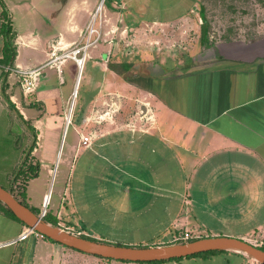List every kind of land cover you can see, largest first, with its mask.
Listing matches in <instances>:
<instances>
[{
	"label": "crops",
	"instance_id": "obj_1",
	"mask_svg": "<svg viewBox=\"0 0 264 264\" xmlns=\"http://www.w3.org/2000/svg\"><path fill=\"white\" fill-rule=\"evenodd\" d=\"M89 1L91 4L79 6L85 15L91 11L95 0ZM131 1L136 2L134 7L133 2L129 4L127 0H110L111 7H119L117 11L111 8L113 12L110 6L105 8L102 4V7L110 16L120 14L117 26L122 27V37L133 36L131 39L127 38L126 42H133V46L137 48L133 56L150 54L146 52L149 48L141 43L143 36L149 34L146 26H162V29L167 26L170 28L167 32L172 35V32L176 33L178 25H187L190 21L186 13H183L184 8H189V5L184 6L182 12L170 16L166 12L179 9L180 4L176 1L160 8L165 13L160 17L156 14L158 6H148L139 0ZM32 8L33 4H5L0 0V60L5 42L12 35L15 56L12 66L6 67H42V72L35 77L33 90L25 95L16 74L4 70L5 65L1 62L0 72H7L5 93L13 104L14 111L21 114L23 119H31L35 129L36 140L30 154L39 163V172L36 177L27 181L26 201L30 207L40 211L42 202L46 204L48 201V193L44 189L47 179L44 177L47 178L51 173V165L57 160L60 126L65 116V102L57 89L41 87L45 83L42 80L46 78L44 69H55L58 73L62 71V66L68 61L62 53H65L66 45L73 38L77 37L78 41L86 39L82 31L87 26V19L82 23H64L62 31L44 36L34 28L37 25L35 15L38 16L39 12ZM147 9L152 11L153 16L141 17L143 10ZM17 12L21 15L18 21ZM95 21L93 18V25ZM6 24L10 28L8 35ZM113 28L102 36L99 33L98 39L89 45V51H85V60H94V76H99L95 87L99 84L106 89L105 93L97 90L96 98L107 99L115 88L117 73L108 66L109 62H115L110 61L116 51V34ZM93 37L94 35L91 38ZM203 51L200 60L205 62L196 64L197 67L194 63L182 67L166 56L144 62L137 59L133 68L127 70L129 73L135 71L136 75L125 77L121 85L135 89L138 100L151 106L153 128L131 129L121 131V134L116 129L95 130L90 132L87 144L88 147L106 150L111 148L109 157L116 161L115 169L121 172L119 176L127 175L133 179L126 182V189L144 196L152 195L149 194L152 192L153 195L167 198L175 209L172 228L197 231L202 236H234L264 246V33L257 32L251 39H222ZM160 54L166 55L163 52ZM128 63L130 64L129 61ZM41 83L43 84L40 86ZM0 99L4 103L7 101L1 94V89ZM23 99L29 101L27 105ZM22 108L29 110V115ZM120 136L124 139L122 144H137L144 152L147 150L154 154L153 161L137 157L144 169L143 174L148 170L151 172L149 175L129 173L126 168L130 163L117 160L119 153L115 154L116 150L113 151L112 148L118 147V142L113 138ZM78 140L79 137L77 142ZM76 150L74 144H69L64 157L61 155L58 158L63 165L60 171L62 177L55 188V202L47 212L56 217L60 228L102 239V236H94V233L86 229V222L80 214L79 192L84 188V183L75 186L72 180L76 167L72 158L75 157ZM127 151L130 157V149ZM155 161L159 164L156 165ZM163 167L167 170L166 180H163L162 172L156 170ZM87 169L92 170L91 167ZM40 175L43 177L40 180V185L43 186L40 188L42 201L33 203L27 186L32 180L40 179ZM148 186L153 191L146 193L145 188ZM194 211L199 215H194ZM73 225L77 230L68 229ZM25 226L0 209V264L146 263L102 258L70 248L45 236L30 234L25 239L17 240ZM242 264L260 263L248 259L242 261Z\"/></svg>",
	"mask_w": 264,
	"mask_h": 264
},
{
	"label": "rangeland",
	"instance_id": "obj_2",
	"mask_svg": "<svg viewBox=\"0 0 264 264\" xmlns=\"http://www.w3.org/2000/svg\"><path fill=\"white\" fill-rule=\"evenodd\" d=\"M101 1L98 0L97 4H95L96 0L93 1L91 11L85 15L79 6L80 4H91L89 0H3L5 4H33L32 10L39 12L38 16L35 15L37 25H34V28L44 36L62 31L64 23L67 24L70 21L82 23L84 19H87L85 24L87 26L82 31L84 37L87 36L88 30L93 25V18L96 19L93 26L101 36L114 27L116 51L114 52L115 55L111 56L110 61H129L131 64L129 69L133 68V63L137 59L144 62L151 59L159 60L165 56L174 59L182 67L192 63L197 67L196 64L205 62L200 60L204 54L202 53L203 50L214 46L220 40L230 38L251 39L257 32L264 33V0H139L148 6L152 4L158 6L159 10L156 14L160 17L165 14L164 10L160 8L172 5L176 1L180 4L179 9L166 12L170 16L173 13L182 12L181 9L189 5V8H184L183 13H186L190 21L187 25H178L176 33L172 32V35L167 32V29H170L167 26H164L163 29L162 26H146V32L150 35L143 36L144 39L141 43L149 48L146 52L150 54L136 57L133 54L137 48L133 46V42L126 43L129 37H122V27L117 26L120 14L112 16L106 14L102 4L105 8L109 7L110 0H103V3ZM127 1L129 4L133 2V7L136 4L134 1ZM109 8L114 11L119 9V7L111 6ZM201 9L206 20L204 27H206L208 46L200 44L199 41L202 32L201 26H203L199 13ZM141 14V17L145 18L153 16L149 9L143 10ZM16 17L18 21L21 15L17 12ZM131 38L133 36H130L129 39ZM84 39L78 41L77 37L73 38L71 43L66 45L65 54L71 55L72 50L80 48V52L76 56L81 57L83 53L86 55V52L83 51L90 48L88 46L83 50L81 49L85 44L86 39ZM160 52L166 55H161ZM65 58L68 61L62 66L60 73L55 69H44L46 78L42 81L45 83L40 84V86L43 84L41 87L57 89L65 102V116L60 126L61 134L57 148V160L51 165V173L47 178L44 177L45 180L47 179L44 189L45 193H48V201L46 204L42 202L38 214H46L47 211L51 210L56 199L55 188L62 177L60 171H62L63 165L58 158L61 155L64 157L69 144H74L77 149L75 157H78L72 158V163L76 162L72 180L75 186L78 183L79 185L81 182L84 183V188L79 192V210L83 221L86 222V229L94 233V236L100 235L103 240L107 239V242L128 246H150L184 241V239H174L183 236L186 231L190 236L189 238L201 237L202 233L197 231L171 227L175 209L167 201V198L153 195L152 187L145 188L146 193L151 192L149 194L152 195L149 196L126 189V182L133 179L131 180L127 175L119 176L121 172L115 169L117 167L116 161L109 157L111 148L106 150L95 146L88 147L89 145L80 138L84 134L90 139V132L103 131L107 128L116 129V132H120L118 134H121V131L131 129L153 128L151 106L144 105L141 100H138L139 97L135 89L121 85L122 81H125V77H134L136 72H126L125 75L120 76L115 75L113 93L107 96V99L96 98L97 90L105 93L106 89L99 84L95 87V81L99 76H94V60L86 59L78 71L75 61L68 55ZM28 102L24 100L25 105ZM14 109L7 101L4 103L0 99V185L12 187L14 194L21 198L20 192L23 188L26 192V184L29 180L27 176L32 174V171L27 167L30 165L37 166V172H39V163L35 157L27 154L28 146L36 140L32 121L31 119H23ZM22 109L29 115V110ZM66 117H69L68 123ZM113 140L118 142V147L112 148L113 151L116 150L115 154H120H117L119 157L117 160L130 163L126 168L129 173L143 174L144 169H142L137 157H144L153 161L154 154L147 150L144 152L138 148L137 144L133 146L122 144L124 139L121 136L114 137ZM127 149L131 151L130 157L127 155ZM155 164L158 165L159 163L155 161ZM87 167H91L92 170L87 169ZM19 168H22L25 173L16 174ZM156 170H160L163 174V180H166L167 170L164 167L156 168ZM173 171L176 172L174 168ZM145 173L149 175L151 172L146 170ZM42 178L40 175V179L32 180L27 186V192H29L33 203L42 201L40 195V188L43 187L40 185ZM193 214L199 215L196 211ZM206 223L210 224L207 221ZM76 228L74 225L68 227L73 231L77 230ZM248 259L252 258L247 255L242 258L232 252L209 251L144 264H242V261Z\"/></svg>",
	"mask_w": 264,
	"mask_h": 264
},
{
	"label": "water",
	"instance_id": "obj_3",
	"mask_svg": "<svg viewBox=\"0 0 264 264\" xmlns=\"http://www.w3.org/2000/svg\"><path fill=\"white\" fill-rule=\"evenodd\" d=\"M80 69L78 67V71ZM0 201L26 226L33 227L48 239L102 258L131 262H152L186 257L208 251L230 250L247 255L260 264H264V250L243 238L216 235L197 237L196 239L170 244L128 246L90 239L54 226L46 222L40 214L35 213L29 206L16 199L2 185H0Z\"/></svg>",
	"mask_w": 264,
	"mask_h": 264
},
{
	"label": "trees",
	"instance_id": "obj_4",
	"mask_svg": "<svg viewBox=\"0 0 264 264\" xmlns=\"http://www.w3.org/2000/svg\"><path fill=\"white\" fill-rule=\"evenodd\" d=\"M199 13L201 15L202 25H203V26H201L202 32H201V36H200V40L199 41H200V44L207 45L208 46L209 43H207V40H206V30H205L206 27H204V23L206 22V20H205L204 14H203V10L201 9ZM5 30H6V33L8 35V33L10 31V28H9L8 24L5 25ZM14 56H15V47L13 46L12 35H10L7 38L6 42H5V46L3 48V57L1 58L0 62L2 64H4L5 66H12ZM108 66H109V68L113 69L118 75H124L127 72V70L129 69L130 64L128 62H109L108 63ZM6 76H7V72L1 70V72H0V77H1V85H0L1 94L3 95V97L5 98V100H7V102L9 103V105L12 106V107H14L13 104L11 103V101L9 100V97L5 93V89H6V86H7V84H6ZM19 115H20V117H22L21 114H19ZM34 145H35V142L32 141V143L28 146V149H27V154L28 155H30V152L33 150ZM27 168L30 169V171H32V174H30V176L29 175L27 176L28 179H31V178L37 176V174H38V172H37V169H38L37 166H31L30 165ZM21 173L24 174L25 171H22V168L21 169L19 168V170H18V172L16 174H18V175L20 174L21 175ZM18 175H17V177H19ZM5 184L7 186L6 180H5ZM4 188L7 189L10 193H12L13 196L16 199H18L20 202H22L23 204L29 206L28 203H27V201H26V192H25L24 188L20 192L21 198L17 197V195L14 194L12 187H8L7 186V187H4ZM30 208L35 213H37V214L39 213V211L36 208H33V207H30ZM0 209L3 210L4 212H6L7 214H9L11 217L19 220L12 213V211L7 206H5L1 201H0ZM42 217H43V219L46 222H48V223H50V224H52L54 226H58L59 227L58 221H57V219H56L55 216H53V215L49 214L48 212H46V214H44ZM19 221H21V220H19ZM80 235L81 236H84V237H87V238H90V239L105 241V240H102V239L93 238V237L88 236V235H85V234H80ZM201 237H203V236H201ZM192 239H196V238H189L187 240H192ZM187 240H184V241H187ZM184 241H176V243L177 242H184ZM164 244H170V243H164ZM155 245H161V244H155ZM260 248H262L264 250V246H260ZM216 251L232 252V253H235V254L240 255L242 258H245L246 257V255H244L242 253H238V252H234V251H230V250H216ZM153 262H155V261L146 262V263H153ZM139 263H142V262H139Z\"/></svg>",
	"mask_w": 264,
	"mask_h": 264
},
{
	"label": "built area",
	"instance_id": "obj_5",
	"mask_svg": "<svg viewBox=\"0 0 264 264\" xmlns=\"http://www.w3.org/2000/svg\"><path fill=\"white\" fill-rule=\"evenodd\" d=\"M92 35H94L93 38H91ZM98 36H99L98 30L94 27H91L88 30L84 47H82L81 49L83 50V48H86L89 45H91L92 43H94L98 39ZM79 52H80V48H76V49L71 51V55L65 54V53H62V55L63 56L68 55L69 57H71L75 61L77 67L82 68L84 61H85V53H83L81 57H77L76 55ZM83 52H85V50ZM54 54H55V52H54ZM56 58L57 57L55 56L54 59H56ZM3 68H4V70H7V71L8 70L13 71L16 74L20 88L22 89L23 93L26 95V94H29L33 90L35 77L40 74V70L42 67L39 66V67H35V68H30V69L29 68L23 69V68H10V67L4 66ZM69 121H70L69 117H66V122L68 123ZM80 138L83 142H86V144L89 141L87 136H81ZM40 215L43 216L44 214H40ZM30 234H33L34 236H41V237L43 236L41 233L36 231L33 227L25 226V228L19 234L17 240L25 239ZM189 237L190 236L188 235V232H185V234L183 236L176 237L174 240H177V239L187 240V239H189ZM250 242L253 243L254 245L258 246V244L256 242H254V241L253 242L250 241Z\"/></svg>",
	"mask_w": 264,
	"mask_h": 264
}]
</instances>
